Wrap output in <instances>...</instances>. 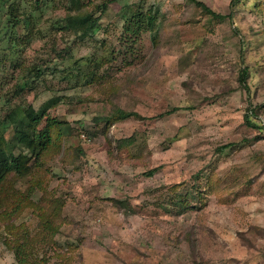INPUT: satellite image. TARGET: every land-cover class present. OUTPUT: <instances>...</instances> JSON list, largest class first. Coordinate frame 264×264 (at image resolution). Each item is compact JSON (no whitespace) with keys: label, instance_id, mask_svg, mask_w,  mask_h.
<instances>
[{"label":"rangeland","instance_id":"obj_1","mask_svg":"<svg viewBox=\"0 0 264 264\" xmlns=\"http://www.w3.org/2000/svg\"><path fill=\"white\" fill-rule=\"evenodd\" d=\"M150 8L153 27L125 43L124 14ZM52 99L37 132L70 129L0 184V264H264V0H240L233 23L190 0H0L7 156L22 110ZM116 108L142 119L96 121Z\"/></svg>","mask_w":264,"mask_h":264},{"label":"trees","instance_id":"obj_2","mask_svg":"<svg viewBox=\"0 0 264 264\" xmlns=\"http://www.w3.org/2000/svg\"><path fill=\"white\" fill-rule=\"evenodd\" d=\"M200 7L204 13L210 15L213 19L218 21L230 20L233 23L236 7L240 3V0H232L229 5L230 13L228 15H222L211 8H209L205 3L198 0H190ZM105 5H108L107 3ZM157 16L153 8H150L146 11L143 9H129L126 14H124V27H123V38L125 43L135 42L140 35L150 30ZM81 23L84 27V32L86 34L93 35L97 32L99 28L100 18H94L92 15H85L81 19ZM240 61L241 68L239 71V83L242 89L250 95L251 89L248 83L250 76L249 68L245 65L244 51H240ZM24 85L20 87V90L23 89ZM57 99H52L47 101L39 110H35L32 106H28L26 109H23V117L18 118L21 123V131L17 136V144L22 150L18 155L11 153L9 156L4 152L0 146V184L3 182L4 178L9 173L24 174L28 168L30 161L35 159L42 153V150H45L46 144L49 142L52 136V130L55 128L58 129L61 133H64L65 130H69L70 126L63 122H58L57 120H48V125L42 129V131L37 132V127L42 121L46 112L57 103ZM253 111L250 104L247 113L244 116L245 123L249 127L262 130V128L253 121ZM131 118L142 119V116L139 113L126 111L122 108H116L111 114L105 117L96 118L97 122L108 121H124ZM2 129V123L0 121V134ZM124 145H129L133 142V137L126 138L121 141ZM234 143H228L221 145L217 148V151L224 153L227 150L233 148ZM157 168H154L147 173L145 176H153ZM174 188L177 187L173 186ZM192 193V192H191ZM192 194H195L192 193ZM196 195V194H195Z\"/></svg>","mask_w":264,"mask_h":264}]
</instances>
